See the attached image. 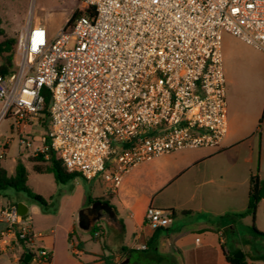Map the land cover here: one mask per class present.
<instances>
[{
	"label": "built area",
	"instance_id": "2783aa9c",
	"mask_svg": "<svg viewBox=\"0 0 264 264\" xmlns=\"http://www.w3.org/2000/svg\"><path fill=\"white\" fill-rule=\"evenodd\" d=\"M79 2L92 16L67 19L53 38L30 23L16 35L13 69L0 74V125L10 119L25 148L37 141L31 156L52 155L111 192L141 163L217 147L227 129L221 35L264 53V0ZM45 115L46 130L35 134ZM5 151L0 144V160ZM144 221L164 228L170 212L148 206ZM0 224V236L30 256L26 264H49L48 253L33 249L29 219L12 204L0 202Z\"/></svg>",
	"mask_w": 264,
	"mask_h": 264
},
{
	"label": "crops",
	"instance_id": "0c3cea01",
	"mask_svg": "<svg viewBox=\"0 0 264 264\" xmlns=\"http://www.w3.org/2000/svg\"><path fill=\"white\" fill-rule=\"evenodd\" d=\"M31 25L43 27L48 39L53 38L62 26L55 32H48L40 21ZM226 121V134L217 147L184 149L141 163L122 177L114 192L98 178L100 191L92 194L77 181L78 177L60 187L51 174H37L40 177L34 181L33 187L28 176L26 184L33 193L50 199L55 204L53 210L44 211L20 195L3 203L14 207L16 203L25 205V217L30 221L33 234V249L48 253L49 264H227L225 257L231 256L229 252L235 254L237 249L234 239L226 240L225 235L233 229L230 223L249 218V215H237L246 208L248 178L254 175L251 169L255 157L259 167L256 176L260 184L264 183V118L258 120V117L244 115L238 104L229 110L226 104ZM213 157L221 158V166L233 167L240 176L231 181L212 176L202 183L196 182L198 172L207 168V161ZM0 166L8 174L13 173L14 166L9 171L1 161ZM193 169L197 172L191 171ZM148 174H152L156 181L149 186L139 204L135 187L143 183ZM185 176L187 178L175 188L188 195L185 206L166 210H172L173 216L164 228H150L144 221L145 209L148 206L161 209L154 206L156 194L177 184ZM191 179L192 182L195 180L192 189L187 186ZM202 184H210L212 188L202 194L198 191ZM101 198L107 200L113 209L114 219H101L95 223L100 236L94 239L90 236L91 229L85 232L78 229L77 215L91 204L89 201ZM224 214H229L226 224L220 219ZM2 229L0 224V232ZM78 232L86 233L93 243L87 242L88 239ZM196 238L198 242H195ZM246 238L251 239V235ZM139 245L146 248L139 250L136 248ZM240 252L245 256L242 250ZM23 254L24 248L14 238L0 236V264H19ZM245 259L252 263L249 257L245 256Z\"/></svg>",
	"mask_w": 264,
	"mask_h": 264
},
{
	"label": "rangeland",
	"instance_id": "374dc122",
	"mask_svg": "<svg viewBox=\"0 0 264 264\" xmlns=\"http://www.w3.org/2000/svg\"><path fill=\"white\" fill-rule=\"evenodd\" d=\"M79 0H0V19L1 28L3 29L7 38H15L20 29L26 27L28 23L34 24L40 21L47 28V31L55 32L59 26L65 24L69 19L71 13L74 11ZM220 52L222 56L223 74L225 79V102L230 108L236 107L238 104L239 110L247 116L261 118L264 112V53L257 51L251 46L245 44L238 38L229 33L223 32L221 35ZM264 118V117H262ZM47 126V123L45 127ZM35 134L44 132L46 128L38 126L32 127ZM6 144L5 157L1 159V164L9 171L14 166L13 160L19 158L27 171L29 182L34 186V181L39 179V175L32 170V164L29 161L30 151L32 148L39 147V143L34 141L31 146L25 148L24 145L19 144L17 131L11 125V120L6 119L0 125V144ZM257 140L255 143V151L257 154ZM226 157V156H225ZM221 158H210L205 167L200 166L202 170L198 172L196 182L202 183L208 177L223 178L225 180H235L240 174L229 165L221 166ZM220 162V163H219ZM219 167V168H217ZM258 162L256 157L253 160L251 172L256 175L258 171ZM197 172L196 169L191 170ZM192 173V172H191ZM188 176V174H187ZM181 178L177 184L169 186L160 194H156L154 206H158L163 210L178 209L185 206L188 195L175 190L177 185L184 179ZM264 178V174H262ZM77 181L84 185L86 191H91L92 194H97L100 191V184L98 179L93 181H85L78 176ZM155 177L148 174L144 178L143 183L135 187L137 193V200L141 204L147 194L149 186L155 182ZM195 180H193L194 182ZM69 182V181H68ZM191 183L187 186H193ZM56 183V182H55ZM67 183V182H66ZM57 186H64L57 184ZM212 188L210 184H202L199 186L198 191L202 194ZM210 191V190H209ZM15 195L24 197L28 202L40 207L42 210H53L55 204L46 199L47 206L41 207L39 204L28 199L23 193L15 192L7 189L1 193V203L8 199H14ZM229 214H224L220 219L222 224H226ZM233 227L231 233H227L226 240L236 241V252L242 250L245 256L252 260L253 264H264V237L255 234L252 230V225L257 232L264 233V198H260L257 202L256 209L253 217L249 216L243 222L236 220L230 223ZM78 234L90 244L93 243L88 238L86 233ZM251 235V239L246 238ZM96 242V241H95ZM226 249L229 250L228 246ZM229 255L233 256L232 252Z\"/></svg>",
	"mask_w": 264,
	"mask_h": 264
},
{
	"label": "trees",
	"instance_id": "16d2710c",
	"mask_svg": "<svg viewBox=\"0 0 264 264\" xmlns=\"http://www.w3.org/2000/svg\"><path fill=\"white\" fill-rule=\"evenodd\" d=\"M86 14L92 16L91 9L84 7L81 2H78L76 8L71 13L67 25H70L77 17ZM15 46V38H7L3 29L1 28V19H0V74H8L13 69V53ZM43 93V91H42ZM49 104V99L46 96L44 100V110L43 113L46 114V109ZM264 117V112H262L261 118ZM41 127H45L47 120L46 115L39 119ZM48 154V152L46 153ZM29 161L32 164V170L37 174H51L54 178V181L57 184H64L68 181L73 180L78 177L75 173H70L64 169L61 163L54 159L52 155H49L47 159H44L42 154H39L36 157H30ZM27 181V171L23 162L17 158L15 160L14 170L12 174H8L7 171L0 166V195L3 191L11 189L15 192L23 193L28 199L39 204L41 207L45 208L48 204L46 199L41 197L38 194H35L26 184ZM259 180L256 175H250L248 178V192H247V202L246 208L242 213H239L237 217H244L246 215H254L257 202L259 201L258 189H259ZM107 203V200L103 198L98 199ZM94 201V200H93ZM93 201H89L92 203ZM14 206V205H13ZM170 217L173 216V211L170 210ZM98 230L97 226H93L90 230V236L93 238V233ZM252 230L255 234L264 237V233L257 232L252 225ZM24 256V254H23ZM250 259V258H249ZM227 264H245V256L242 255L240 259H235L233 256L225 257ZM251 260V259H250ZM252 261V260H251Z\"/></svg>",
	"mask_w": 264,
	"mask_h": 264
},
{
	"label": "water",
	"instance_id": "95a60500",
	"mask_svg": "<svg viewBox=\"0 0 264 264\" xmlns=\"http://www.w3.org/2000/svg\"><path fill=\"white\" fill-rule=\"evenodd\" d=\"M259 198H264V183H261L258 189ZM17 214L20 218H25L26 216V207L22 203H16L15 205ZM102 213L106 217H102ZM114 219L113 209L105 202L99 200L93 201L92 204L88 207L82 208L77 215V227L81 231H89L95 223L99 222L101 219L106 220ZM242 257L241 252H236L233 255V258L240 259ZM30 259L28 254H25L19 264H26Z\"/></svg>",
	"mask_w": 264,
	"mask_h": 264
},
{
	"label": "flooded vegetation",
	"instance_id": "af4514ba",
	"mask_svg": "<svg viewBox=\"0 0 264 264\" xmlns=\"http://www.w3.org/2000/svg\"><path fill=\"white\" fill-rule=\"evenodd\" d=\"M91 204H92V203H91ZM91 204H90V205H91ZM90 205H89V206H90ZM103 216L106 217V216L102 213V217H103ZM94 225H95V224H94Z\"/></svg>",
	"mask_w": 264,
	"mask_h": 264
}]
</instances>
